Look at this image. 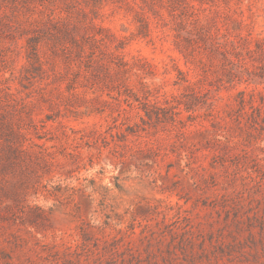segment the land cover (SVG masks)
I'll use <instances>...</instances> for the list:
<instances>
[{
    "label": "rangeland",
    "instance_id": "obj_1",
    "mask_svg": "<svg viewBox=\"0 0 264 264\" xmlns=\"http://www.w3.org/2000/svg\"><path fill=\"white\" fill-rule=\"evenodd\" d=\"M0 264H264V0H0Z\"/></svg>",
    "mask_w": 264,
    "mask_h": 264
}]
</instances>
